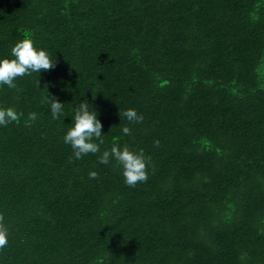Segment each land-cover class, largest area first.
<instances>
[{"label":"trees","instance_id":"obj_1","mask_svg":"<svg viewBox=\"0 0 264 264\" xmlns=\"http://www.w3.org/2000/svg\"><path fill=\"white\" fill-rule=\"evenodd\" d=\"M25 37L56 63L0 85L17 116L0 264H264V0H0V57ZM84 99L104 143L76 159L63 135ZM113 144L144 154L145 181L99 163Z\"/></svg>","mask_w":264,"mask_h":264},{"label":"clouds","instance_id":"obj_2","mask_svg":"<svg viewBox=\"0 0 264 264\" xmlns=\"http://www.w3.org/2000/svg\"><path fill=\"white\" fill-rule=\"evenodd\" d=\"M10 57H0V85L8 88L16 87V78L32 73H41L55 67L56 60L44 48L34 46L33 41L25 37L14 43L10 50ZM53 119L63 114V103L55 96L46 99ZM123 116L129 122H140L143 119L141 114L133 108L123 112ZM17 118L13 108H0V125H5ZM29 120L36 119V113L28 114ZM72 126L63 135V142L72 149L73 156L80 159L89 153L100 152V145L104 143L102 123L99 119L98 109L89 100L80 101L73 108ZM124 135L130 134V129L122 127ZM99 163L109 164L115 161L121 169L124 183L128 186H135L137 182L147 179L146 161L147 158L140 151L130 149L127 146L113 144L110 149H105L98 157ZM95 171L89 172V177L94 178ZM7 244V230L0 227V247Z\"/></svg>","mask_w":264,"mask_h":264}]
</instances>
